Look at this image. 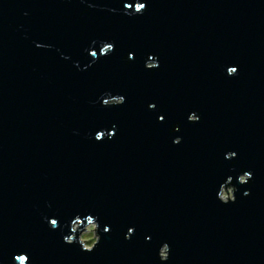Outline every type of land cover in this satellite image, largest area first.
<instances>
[{
  "label": "water",
  "instance_id": "95a60500",
  "mask_svg": "<svg viewBox=\"0 0 264 264\" xmlns=\"http://www.w3.org/2000/svg\"><path fill=\"white\" fill-rule=\"evenodd\" d=\"M19 256L264 264V0H0V264Z\"/></svg>",
  "mask_w": 264,
  "mask_h": 264
},
{
  "label": "clouds",
  "instance_id": "9594fccd",
  "mask_svg": "<svg viewBox=\"0 0 264 264\" xmlns=\"http://www.w3.org/2000/svg\"><path fill=\"white\" fill-rule=\"evenodd\" d=\"M245 178H251L250 173H246L245 177L242 179ZM95 227L96 226L94 224L89 223L86 231L80 237L81 243L84 244V249H83L84 251L90 252L93 249V247L98 243V238L94 235ZM106 231H108V229H106ZM67 242L71 243V240L69 239Z\"/></svg>",
  "mask_w": 264,
  "mask_h": 264
},
{
  "label": "snow or ice",
  "instance_id": "6c2138e0",
  "mask_svg": "<svg viewBox=\"0 0 264 264\" xmlns=\"http://www.w3.org/2000/svg\"><path fill=\"white\" fill-rule=\"evenodd\" d=\"M144 8H145V4H142V5L139 6V8H138L137 10L140 11V9H144ZM109 44H110V45L113 47V49H114V45L111 44V43H109ZM128 59H129V60H132V59H133V54H132V53H129V55H128ZM149 105H153L154 108H155V104H153V103H149ZM164 119H165V116H163V115L159 116V122L162 123V122L164 121ZM53 223H55V221H54ZM130 230H131V228L128 229V231H130ZM92 250H93V249H92ZM92 250H91V251H92ZM91 251H90V252H91ZM18 258H19L21 264H24L25 260L28 261V260L30 259L29 256H19Z\"/></svg>",
  "mask_w": 264,
  "mask_h": 264
},
{
  "label": "rangeland",
  "instance_id": "374dc122",
  "mask_svg": "<svg viewBox=\"0 0 264 264\" xmlns=\"http://www.w3.org/2000/svg\"><path fill=\"white\" fill-rule=\"evenodd\" d=\"M227 191H228V195H227V193L223 190L222 191V194H221V197H222V199L223 200H227L228 198H231L232 197V193H231V189H227ZM88 227V226H87ZM87 227L85 228V230L87 229ZM77 228V227H76ZM85 232V231H84ZM83 232V233H84ZM82 233V234H83ZM81 234V235H82ZM94 235H95V232H94ZM81 237V236H80ZM83 244V243H82ZM84 245V244H83Z\"/></svg>",
  "mask_w": 264,
  "mask_h": 264
}]
</instances>
